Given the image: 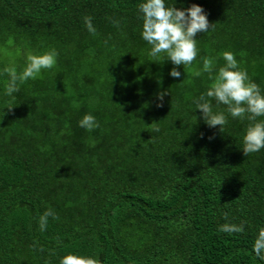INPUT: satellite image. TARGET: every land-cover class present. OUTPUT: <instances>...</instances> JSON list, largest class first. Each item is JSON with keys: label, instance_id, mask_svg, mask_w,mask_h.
<instances>
[{"label": "trees", "instance_id": "1", "mask_svg": "<svg viewBox=\"0 0 264 264\" xmlns=\"http://www.w3.org/2000/svg\"><path fill=\"white\" fill-rule=\"evenodd\" d=\"M140 2L0 0V264H60L67 253L101 264H264L253 251L264 149L245 156L249 121L214 99L227 124L204 122L194 100L209 76L191 75L231 51L264 94V0H165L200 5L212 24L184 67L152 61ZM49 48L56 66L5 95L3 69L22 71L28 54ZM88 113L100 125L91 132L79 126ZM48 208L59 219L42 232ZM227 222L244 232H219Z\"/></svg>", "mask_w": 264, "mask_h": 264}, {"label": "clouds", "instance_id": "2", "mask_svg": "<svg viewBox=\"0 0 264 264\" xmlns=\"http://www.w3.org/2000/svg\"><path fill=\"white\" fill-rule=\"evenodd\" d=\"M138 11L142 17V39L150 46L148 55L153 62L162 63L170 60L174 66H189L197 58L198 47L197 33L207 32L212 24L209 23L204 9L193 3L185 9L168 6L165 0H142L138 4ZM84 24L90 34L96 35L92 17L85 16ZM59 53L55 48H49L40 54H28L26 65L22 71H17L15 66L5 67L4 73L8 80L5 85V95L12 97L19 91V86L29 79L40 77L42 70H51L57 64ZM223 66L215 69L216 61L213 57L202 58V68L191 72L193 77H200L207 73L210 84L206 92L194 100L196 109L201 111V118L209 127L219 126L222 132L227 124L225 112L213 111L211 99L217 104L226 106L227 114L240 120L249 121L242 136V151L245 156L264 149V94L257 83L249 76L246 69L242 68L231 51H224ZM215 69V71H214ZM170 75L175 78L181 72L173 67ZM165 92L158 93V100L163 101ZM13 104L7 108L11 111ZM158 106H162L158 104ZM79 126L91 132L100 125L96 118L88 113L79 121ZM153 131H159V126L153 124ZM223 218L228 221L229 214L223 213ZM59 219L53 209L48 208L40 215L38 223L43 232L47 229L49 218ZM244 224L227 222L219 225L218 231L228 234L243 233ZM255 255L264 260V227L260 228L253 243ZM60 264H101L93 256H84L76 253H67L60 260Z\"/></svg>", "mask_w": 264, "mask_h": 264}]
</instances>
